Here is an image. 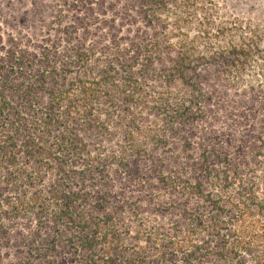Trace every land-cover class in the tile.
Returning <instances> with one entry per match:
<instances>
[{"label": "trees", "instance_id": "trees-1", "mask_svg": "<svg viewBox=\"0 0 264 264\" xmlns=\"http://www.w3.org/2000/svg\"><path fill=\"white\" fill-rule=\"evenodd\" d=\"M0 264H264V0H0Z\"/></svg>", "mask_w": 264, "mask_h": 264}]
</instances>
